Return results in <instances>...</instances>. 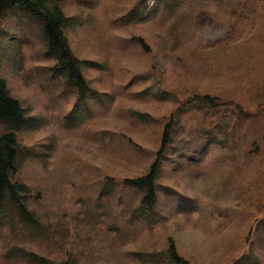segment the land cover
<instances>
[{
	"label": "rangeland",
	"instance_id": "obj_1",
	"mask_svg": "<svg viewBox=\"0 0 264 264\" xmlns=\"http://www.w3.org/2000/svg\"><path fill=\"white\" fill-rule=\"evenodd\" d=\"M153 3L64 0L76 22L69 46L98 95L76 126L75 94L40 25L16 10L2 17L0 76L43 121L18 131L13 177L41 227L0 223V264H28L20 249L55 262L157 264L140 255L163 256L170 243L187 264H264V7ZM198 96L218 109L192 108ZM179 107L146 221L141 194L123 181L149 171Z\"/></svg>",
	"mask_w": 264,
	"mask_h": 264
},
{
	"label": "trees",
	"instance_id": "obj_2",
	"mask_svg": "<svg viewBox=\"0 0 264 264\" xmlns=\"http://www.w3.org/2000/svg\"><path fill=\"white\" fill-rule=\"evenodd\" d=\"M151 1L154 2L153 6L155 8L159 6V8L162 7L167 11H176L187 3H197L202 0ZM208 1L227 2L229 0ZM230 1L241 2L239 5L241 11H255L257 5L264 7V0ZM63 2L64 0H0V21L8 11L16 10L32 18L40 25L47 54L55 61L53 69L64 78L67 88L71 89L75 94L77 104L73 114L67 118V124L76 126L85 121L89 112L88 104L90 100H93L98 95L82 73L83 62L73 54L69 46L65 31L73 28L76 22L74 17L65 15L62 7ZM144 5L143 3L139 4V12ZM193 101L196 102H194L192 108L198 110H211L219 107L216 100L214 102L208 96H198ZM186 109L179 107L176 115H173L170 118V122L164 126L161 145L149 171L143 176L123 181L126 187L132 188L141 194L136 211L146 221H153V216H155L159 189L156 181L161 169L163 155L172 139V125L178 115L185 113ZM262 111L264 117V104ZM139 118L144 121L143 117ZM42 121L40 116L30 115V110L23 107L20 101L10 94L6 80L0 76V223H6L10 226L18 224L30 233L38 232L41 226L37 215L29 207L32 199L30 189L27 185L13 180L19 162L24 155L19 148L17 133L24 128L36 130L42 124ZM16 253L28 264H75L67 260L60 262L51 261L23 249L18 250ZM158 255L141 254L140 258L145 261L151 259L149 261L157 264H187L176 253L173 243H170L168 250L163 253V256H161V253Z\"/></svg>",
	"mask_w": 264,
	"mask_h": 264
}]
</instances>
